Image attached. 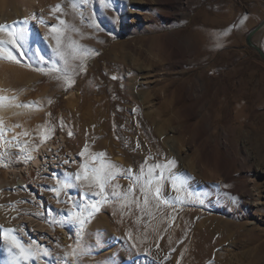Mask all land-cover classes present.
I'll use <instances>...</instances> for the list:
<instances>
[{
	"label": "rangeland",
	"instance_id": "rangeland-1",
	"mask_svg": "<svg viewBox=\"0 0 264 264\" xmlns=\"http://www.w3.org/2000/svg\"><path fill=\"white\" fill-rule=\"evenodd\" d=\"M33 2L0 0V264H264V1Z\"/></svg>",
	"mask_w": 264,
	"mask_h": 264
},
{
	"label": "bare ground",
	"instance_id": "bare-ground-1",
	"mask_svg": "<svg viewBox=\"0 0 264 264\" xmlns=\"http://www.w3.org/2000/svg\"><path fill=\"white\" fill-rule=\"evenodd\" d=\"M43 3V0H34V2H33V4L32 5H34L35 7H40V5ZM28 8H30V7H28ZM31 9V8H30ZM32 9H34V7L32 8ZM31 9V10H32ZM30 11V10H29ZM34 11V10H33ZM4 20V19H3ZM3 20H0V22H2ZM44 31H46L45 33L46 34H44V36L46 35V37H47V39H46V41L49 39V40H51L52 39V37H53V31H51V32H49V33H47V31H49V30H44ZM43 31V32H44ZM5 32V31H4ZM52 33V34H51ZM55 35V34H54ZM46 37H44V38H46ZM54 38V37H53ZM43 39V38H42ZM49 40L47 41V42H49ZM39 41V40H38ZM42 41V40H41ZM54 41V39H52V41L51 42H53ZM46 42V43H47ZM40 43H42V42H40ZM40 43H38V44H40ZM50 43V42H49ZM54 44V43H53ZM55 48V47H54ZM39 49V48H38ZM41 54V53H40ZM1 56V55H0ZM12 61H14V62H16L15 60H13L12 59ZM19 61V60H18ZM13 62V63H14ZM17 63V62H16ZM15 65V64H14ZM18 65V64H17ZM22 65V64H21ZM2 84H5L1 79H0V92H1V87H2ZM4 86V85H3ZM130 86V85H129ZM150 112V111H149ZM152 113V112H151ZM0 114H3V113H1V111H0ZM151 115V114H150ZM150 117V116H149ZM159 127V126H158ZM157 128V127H156ZM161 129V128H160ZM161 131V130H160ZM62 142V141H61ZM60 142V143H61ZM168 144V143H167ZM47 150V149H46ZM39 152H42V153H44V150L43 149H39ZM53 152V151H52ZM179 153V152H178ZM37 154H39V153H37ZM42 156H44L43 154H42ZM166 156V155H165ZM178 157V156H177ZM49 158V157H48ZM44 159V158H43ZM35 160H36V158H35ZM177 160V159H176ZM39 160H38V156H37V160L35 161V163H34V165H36L37 164V162H38ZM48 162V161H47ZM37 165H39V164H37ZM50 166V165H49ZM38 167V166H37ZM46 167V166H45ZM32 170V169H31ZM46 170V169H45ZM123 170V169H122ZM122 172V171H121ZM119 173V172H118ZM120 174V173H119ZM123 175V177H125V176H127V177H129V178H131V177H134V175L133 174H131L130 173V171L129 170H127V169H125V171H123V173H122ZM180 174V173H179ZM41 177V176H40ZM136 177V176H135ZM164 177V176H163ZM123 179V178H122ZM137 181V180H136ZM183 181H184V178L183 177H179V178H176V180L174 181V179H172V177H170V176H165L164 177V179L162 180V183H161V187L164 189V190H166L168 187L170 188H181V186H185L186 184H183V185H181V183H183ZM186 181H184V183H185ZM128 183V182H127ZM189 183V182H188ZM188 183H187V186H189L188 185ZM6 185H7V183L6 182H2V184H0V188H5L6 187ZM188 189V188H187ZM169 190V189H168ZM173 191V190H172ZM175 193V192H174ZM170 198H169V201H171L172 202V204H173V202H175V200L177 199V197L175 198V196H174V199L173 198H171V195L169 196ZM173 197V196H172ZM179 198H180V196H179ZM179 198H178V200H176L177 201V203H179L178 201H180L181 202V198H180V200H179ZM183 202V201H182ZM175 204V203H174ZM183 204V203H182ZM1 212V211H0ZM0 217H1V213H0ZM27 220V219H26ZM206 220V219H205ZM204 220V221H205ZM31 221V220H30ZM29 221V222H30ZM34 222V221H33ZM32 222V223H33ZM207 222V221H206ZM205 222V223H206ZM211 222V221H210ZM35 224V223H34ZM30 225V224H29ZM40 224H38V226H39ZM212 225V224H211ZM28 226V225H27ZM201 226V225H200ZM213 226V225H212ZM23 228V227H22ZM43 228V227H42ZM45 228V227H44ZM6 229V228H5ZM210 228H208V230H209ZM213 229V228H212ZM34 231V230H33ZM38 231V230H37ZM13 233V232H12ZM214 234V233H213ZM16 235H23V236H25L26 234H24L23 233V229H21L20 227H18L17 228V231H16ZM10 237H13L14 238V233H13V236L12 235H10ZM0 257H3V254H1L0 255ZM1 264H4V262H1Z\"/></svg>",
	"mask_w": 264,
	"mask_h": 264
},
{
	"label": "water",
	"instance_id": "water-1",
	"mask_svg": "<svg viewBox=\"0 0 264 264\" xmlns=\"http://www.w3.org/2000/svg\"><path fill=\"white\" fill-rule=\"evenodd\" d=\"M262 1H264V0H262ZM263 28H264V21L262 23H260L255 29H253L250 32V34L248 35V37L246 39V42H247L248 46L251 47L252 49H254L260 55V57L264 60V52L262 51V49L259 46L255 45L253 43L254 36L259 31H261Z\"/></svg>",
	"mask_w": 264,
	"mask_h": 264
}]
</instances>
